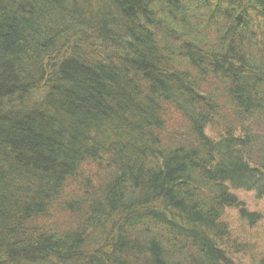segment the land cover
<instances>
[{
	"label": "trees",
	"instance_id": "16d2710c",
	"mask_svg": "<svg viewBox=\"0 0 264 264\" xmlns=\"http://www.w3.org/2000/svg\"><path fill=\"white\" fill-rule=\"evenodd\" d=\"M231 190L264 197V0H0V264H244Z\"/></svg>",
	"mask_w": 264,
	"mask_h": 264
},
{
	"label": "rangeland",
	"instance_id": "374dc122",
	"mask_svg": "<svg viewBox=\"0 0 264 264\" xmlns=\"http://www.w3.org/2000/svg\"><path fill=\"white\" fill-rule=\"evenodd\" d=\"M231 192L243 203L247 212L259 214V220L252 227L239 219L235 208L225 209L222 215V220L229 227L232 239L244 242L248 246L246 252L237 256L244 264H251L250 256L254 255V259L264 251V197L256 198L252 191L231 190Z\"/></svg>",
	"mask_w": 264,
	"mask_h": 264
}]
</instances>
